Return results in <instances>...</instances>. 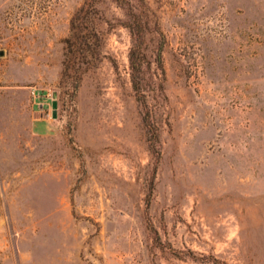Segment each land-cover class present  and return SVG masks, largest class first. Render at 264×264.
<instances>
[{"label":"rangeland","instance_id":"rangeland-1","mask_svg":"<svg viewBox=\"0 0 264 264\" xmlns=\"http://www.w3.org/2000/svg\"><path fill=\"white\" fill-rule=\"evenodd\" d=\"M83 1L0 0V264H264V0H142L141 94L109 0L64 74Z\"/></svg>","mask_w":264,"mask_h":264},{"label":"trees","instance_id":"trees-1","mask_svg":"<svg viewBox=\"0 0 264 264\" xmlns=\"http://www.w3.org/2000/svg\"><path fill=\"white\" fill-rule=\"evenodd\" d=\"M100 0H84L70 19V35L65 41L66 56L64 74L72 73L75 77V88L82 76L94 65V60L100 54L103 38L96 29L95 17L99 13ZM122 11L125 21L123 26L128 29L131 38L129 63L131 81L134 90L141 94V61L143 64V43L145 40L148 17L142 14V0H109ZM142 105L145 108V95L142 91ZM147 128L150 148L155 153L158 143V133L149 114L143 117Z\"/></svg>","mask_w":264,"mask_h":264},{"label":"water","instance_id":"water-1","mask_svg":"<svg viewBox=\"0 0 264 264\" xmlns=\"http://www.w3.org/2000/svg\"><path fill=\"white\" fill-rule=\"evenodd\" d=\"M52 108H53L52 116L55 117L56 101H52Z\"/></svg>","mask_w":264,"mask_h":264}]
</instances>
